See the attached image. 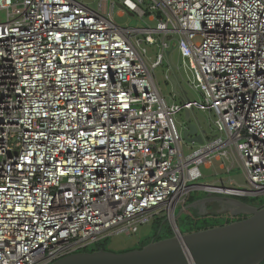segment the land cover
Wrapping results in <instances>:
<instances>
[{
  "label": "built area",
  "instance_id": "built-area-1",
  "mask_svg": "<svg viewBox=\"0 0 264 264\" xmlns=\"http://www.w3.org/2000/svg\"><path fill=\"white\" fill-rule=\"evenodd\" d=\"M119 1L157 26H120L116 0H0V264H51L170 220L200 165L231 153L249 189L205 188L264 195V0ZM162 34L180 35L202 101L162 93L170 44L151 64L144 47ZM196 107L225 137L187 157L176 115Z\"/></svg>",
  "mask_w": 264,
  "mask_h": 264
},
{
  "label": "rangeland",
  "instance_id": "rangeland-1",
  "mask_svg": "<svg viewBox=\"0 0 264 264\" xmlns=\"http://www.w3.org/2000/svg\"><path fill=\"white\" fill-rule=\"evenodd\" d=\"M81 2H88L94 7H97L99 4V0H78ZM117 4L114 9L113 14V20L119 24L120 26L126 28V27H135V28H155L157 26V21L154 20L151 21L147 15L140 16L136 13L129 12L126 9H122L121 3L119 0H116ZM124 10V14L121 13V11ZM6 20L5 12H0V22ZM156 38V43L149 44L144 43V47L147 50V58L149 63L151 64L152 61L156 60L159 53H161L163 50V41H166L170 44L169 49L165 52L164 51V58L161 65H159L157 68L154 69V75L156 78V82L158 86L160 87L162 93L167 98L169 102H171L174 98L176 101H181V98H189L191 100H197L202 101L204 99V96L202 93L196 91L195 89L191 88L188 83V78L193 77V73L190 68L184 69V59L182 57V54L180 53L178 49V39H180L179 34H170L168 36L165 35H154ZM170 51V54L168 53ZM187 64L189 65L190 61L189 59H185ZM168 76V77H167ZM174 79L177 78L178 85H177V91L178 95L176 97H173L174 93V83L172 84L171 81H169L168 78ZM188 110H183L179 112L176 115L177 124L180 130H182L184 135V153L187 157H192L194 155V152L201 148L204 144L201 143H192L190 139L186 136L185 127H190L191 124H195L200 132L206 137L207 141H212L215 137L216 138H224L225 134H222L218 129L216 128V125L214 123V120L217 118V115L214 111L209 110H202L198 107L189 110L190 116L187 115ZM205 131V132H203ZM230 151V150H229ZM231 152V151H230ZM214 160V159H213ZM227 167L226 168H220V164L213 163L212 166L207 168V166L203 163L200 165V168L203 173V177L191 181L188 183V186H191L193 190L191 189L190 193L186 196L185 199L181 200L178 203V206L176 208V213L179 212L181 209H183L186 206H189V200L192 196L199 197L205 196L209 194L208 190L205 188L206 186H209L211 184H216L218 186L222 187H230L235 189H249L248 188V182L246 179V176L244 174V171L242 169V165L240 161L238 160V157L234 155L233 153L230 154V157L228 160H224ZM228 166L231 168H228ZM215 196L224 197V198H236L241 199L245 202L259 205L264 203V195L261 196H245L247 198L243 199L240 195H231V194H225V193H213ZM211 207V210H219L221 205H224L226 208L229 207L230 210H233L234 207L223 202H213ZM230 210H225L223 213V216L221 215L218 218H211L210 221L214 223H222L225 222L229 217L236 219L238 217H246L248 214L238 215L234 216L231 214ZM160 217L155 218L151 223H147L145 225H142L140 227V230L137 233L134 234H113L108 236V241H106L105 248L106 250L113 251V252H123L128 250L137 249L140 247V241H144L145 239L149 238H155L157 235L160 236V234L163 236L166 233H168V230L170 229L174 231V228L172 227L170 220H167V214L161 213ZM157 215V216H159ZM246 215V216H245ZM250 216V215H249ZM158 218H161V228L160 230L162 232L158 233L156 232V226H154V221H156Z\"/></svg>",
  "mask_w": 264,
  "mask_h": 264
},
{
  "label": "water",
  "instance_id": "water-1",
  "mask_svg": "<svg viewBox=\"0 0 264 264\" xmlns=\"http://www.w3.org/2000/svg\"><path fill=\"white\" fill-rule=\"evenodd\" d=\"M171 81L176 89L177 81ZM187 115L190 116L189 110ZM185 131L192 143L205 144V137L195 124L186 126ZM208 193L207 197L194 201L178 213L172 212V237L153 240L143 248L124 252L103 248L92 252L78 251L51 264H261L264 261V204L255 206L241 199ZM211 202L233 206L230 211L234 216H250L227 225L182 234L177 224L181 213L197 206L206 209Z\"/></svg>",
  "mask_w": 264,
  "mask_h": 264
},
{
  "label": "trees",
  "instance_id": "trees-1",
  "mask_svg": "<svg viewBox=\"0 0 264 264\" xmlns=\"http://www.w3.org/2000/svg\"><path fill=\"white\" fill-rule=\"evenodd\" d=\"M243 199L247 198L245 196H241ZM200 198V197H199ZM198 198L192 196L189 200V203L196 201ZM178 213V212H177ZM223 216V213H220L218 211L215 212V210H211L208 208V205L206 207V209H204L203 211H200L198 209H193V208H189L184 210L181 215L177 218V224L182 232V234H187L190 232H194V231H200V230H205V229H209L212 227H217V226H222V225H227L234 220V218L229 217L227 220H225V222L222 223H214L211 222L210 219L211 218H218L220 216ZM242 217H238L236 220H240ZM161 218H158L156 221H154V226H156V232L158 233V231L161 228ZM159 232H162L161 230ZM174 235V231H172L170 229V231L168 230V233H166L165 235H157L155 238H149V239H145L144 241H140V247L139 248H143L145 245L149 244L150 242H152L153 240H161L164 238H168V237H172ZM109 237H105L103 238L101 241H99L96 244H92L86 248H84L82 251H95L98 250L100 248L106 249L105 248V244L106 241H108ZM138 249V248H137ZM132 250V249H131ZM124 252V251H123ZM264 264V261L261 263Z\"/></svg>",
  "mask_w": 264,
  "mask_h": 264
},
{
  "label": "flooded vegetation",
  "instance_id": "flooded-vegetation-1",
  "mask_svg": "<svg viewBox=\"0 0 264 264\" xmlns=\"http://www.w3.org/2000/svg\"><path fill=\"white\" fill-rule=\"evenodd\" d=\"M205 197H207V195H205V196H201L199 199H202V198H205ZM198 200V199H197ZM191 203H193V202H191ZM190 203V204H191ZM212 202L211 203H209L208 204V208L210 209V211H211V207H212ZM251 204V203H250ZM264 203H262V204H259V205H257V206H262ZM252 205H254V204H252ZM256 206V205H255ZM196 209H198V210H200V211H203L204 210V208L203 207H201V206H197L196 207ZM225 210H230L229 209V207L227 206V208L224 206V205H221L220 206V208H219V210H217L218 212H225ZM246 216V215H245ZM247 217H249V215H247L246 217H244V218H241V219H245V218H247ZM240 219V220H241Z\"/></svg>",
  "mask_w": 264,
  "mask_h": 264
},
{
  "label": "crops",
  "instance_id": "crops-1",
  "mask_svg": "<svg viewBox=\"0 0 264 264\" xmlns=\"http://www.w3.org/2000/svg\"><path fill=\"white\" fill-rule=\"evenodd\" d=\"M205 141H207V140H206V137H205ZM213 163H218V164H220V165H219L220 168H226V167H227V165H226L224 159H221V158H220V159H215V160H213L212 163H207V164H206L207 168H209L210 166H212ZM228 168H230V167L228 166ZM230 170H231V168H230ZM211 185H216V184H211ZM224 187H225V186H224Z\"/></svg>",
  "mask_w": 264,
  "mask_h": 264
},
{
  "label": "bare ground",
  "instance_id": "bare-ground-1",
  "mask_svg": "<svg viewBox=\"0 0 264 264\" xmlns=\"http://www.w3.org/2000/svg\"><path fill=\"white\" fill-rule=\"evenodd\" d=\"M190 188H191V187H188V188L186 187L185 189L188 190V189H190Z\"/></svg>",
  "mask_w": 264,
  "mask_h": 264
}]
</instances>
